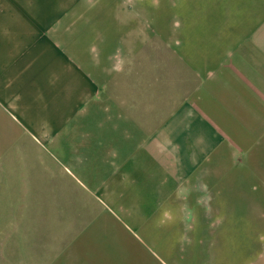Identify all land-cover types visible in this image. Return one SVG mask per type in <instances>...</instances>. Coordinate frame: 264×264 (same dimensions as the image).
I'll return each mask as SVG.
<instances>
[{
    "label": "crops",
    "instance_id": "0c3cea01",
    "mask_svg": "<svg viewBox=\"0 0 264 264\" xmlns=\"http://www.w3.org/2000/svg\"><path fill=\"white\" fill-rule=\"evenodd\" d=\"M68 7L0 0V248L10 237L19 248L21 226L29 241L50 231L52 208L62 223L60 201H84L75 184L99 202L76 208L57 264H116L115 246L139 248L136 264H193L176 251L142 256L147 232L162 233L149 239L157 248L180 247L183 211L195 232L194 215L201 230L230 199H264V0H167L172 15L153 35L131 21L111 33L118 59L95 54ZM100 31L97 18V46ZM128 195L150 216L133 242L111 208Z\"/></svg>",
    "mask_w": 264,
    "mask_h": 264
},
{
    "label": "rangeland",
    "instance_id": "374dc122",
    "mask_svg": "<svg viewBox=\"0 0 264 264\" xmlns=\"http://www.w3.org/2000/svg\"><path fill=\"white\" fill-rule=\"evenodd\" d=\"M164 1L167 2V0ZM166 2H164V5L157 7V0H68L69 7L66 13L70 14V11L77 12L78 21H80L81 15L84 17L85 24H82L85 33L84 40L89 43L94 42L93 47L98 49L95 50L96 55L101 54V58L102 55H113L115 59H118L121 45L119 41L109 39L111 33L114 31L118 37V34H121L120 32L131 21L132 31L134 26H138L139 23L137 34L142 28L144 32L153 35L157 22H161L163 19L166 20L172 15L170 11L172 8L166 7ZM182 7L180 5L175 11L183 10ZM97 18L100 22V33L102 34V30H104L103 40L100 38L101 43L99 46L95 45V20ZM72 27H75V24H68L69 30ZM134 47L133 44L132 48ZM69 187L78 194L82 188L84 201H75L71 196L60 201L61 209L67 214V216H64V221L62 223L55 222L56 209L52 208L53 222L50 227L51 230L45 232L37 230L34 235L30 233V241L28 231L24 230L26 227L21 226V228H24L20 230L19 248L16 249V245H14L12 249L11 237L7 240V248H0V261L3 264H52L49 256H51V260H57L54 264L60 262L61 256L51 254H55L57 251L58 253L62 252L65 241L74 234L73 229L76 226L73 224V217L76 208L80 209L81 206L85 209L92 206L96 207V202H99L92 200L85 191L86 188L82 185L72 184ZM250 187L251 185H247L244 191L248 192ZM56 204L54 202L53 205ZM139 204V199L129 195L122 201L111 204L112 209L118 212L121 210L123 213L122 217L124 216L126 223L122 225L129 234L125 231L121 233L120 230L123 236L120 238L125 239L127 242H133L140 237L143 239L146 234L145 225L138 221H141L140 217L143 221L150 218V216L140 212ZM203 204L205 203L203 202ZM222 209L226 211L224 208ZM226 209L229 214L227 212L226 215L222 213L220 216H212V220L217 219L218 222H216L217 220L212 222L210 220L211 216L204 217V229L201 230V218L199 215H194L195 232L192 226V216L186 214L187 210L183 211L184 213L180 215L182 222L180 223L181 246L168 249L157 248L155 243L150 240L155 241L157 236L160 240L162 233L151 230L147 232L148 252L146 250V253L142 251V256L151 254L154 257L164 258L176 251L179 252L180 257L187 256L193 264H264V199H230L227 201ZM232 211H237V213L232 214ZM125 212L129 214L127 217L130 218L131 216L133 221L125 217ZM157 218L158 216H155L154 220ZM207 222H212L210 232L206 228ZM182 234L183 240L181 239ZM193 237L195 238L196 247L187 248L183 246L186 244V240ZM106 249L114 250L116 255L113 256V262H116V264H136L141 255L139 248L122 249V247L115 246ZM222 261L223 263H221Z\"/></svg>",
    "mask_w": 264,
    "mask_h": 264
}]
</instances>
